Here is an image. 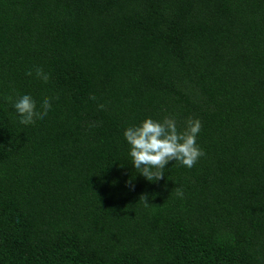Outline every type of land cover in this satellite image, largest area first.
I'll return each instance as SVG.
<instances>
[{"label":"trees","instance_id":"1","mask_svg":"<svg viewBox=\"0 0 264 264\" xmlns=\"http://www.w3.org/2000/svg\"><path fill=\"white\" fill-rule=\"evenodd\" d=\"M165 116L205 154L149 182L123 130ZM0 264H264V0H0Z\"/></svg>","mask_w":264,"mask_h":264},{"label":"clouds","instance_id":"2","mask_svg":"<svg viewBox=\"0 0 264 264\" xmlns=\"http://www.w3.org/2000/svg\"><path fill=\"white\" fill-rule=\"evenodd\" d=\"M35 73L40 80H48L47 72L36 68ZM26 75L31 76L32 72L29 71ZM6 100L11 104L18 123L25 126L34 124L36 119L43 120L52 108V98L42 96L37 101L30 93L17 90H13V95L6 97ZM98 107L102 108L103 105ZM201 127L198 118H188L183 128H178L174 116L161 119L145 117L138 123L129 125L123 130V138L128 146L130 163L149 182L161 180L165 174V166L173 160L191 169L205 154L197 143ZM176 195L183 196V191L178 187ZM141 198L147 206V198L143 195Z\"/></svg>","mask_w":264,"mask_h":264}]
</instances>
